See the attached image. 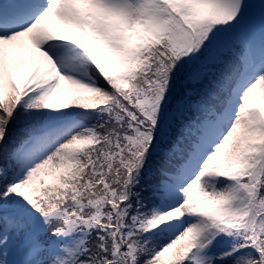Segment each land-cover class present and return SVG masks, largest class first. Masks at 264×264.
<instances>
[{
    "label": "snow or ice",
    "instance_id": "snow-or-ice-1",
    "mask_svg": "<svg viewBox=\"0 0 264 264\" xmlns=\"http://www.w3.org/2000/svg\"><path fill=\"white\" fill-rule=\"evenodd\" d=\"M0 264H264V0H0Z\"/></svg>",
    "mask_w": 264,
    "mask_h": 264
},
{
    "label": "rangeland",
    "instance_id": "rangeland-1",
    "mask_svg": "<svg viewBox=\"0 0 264 264\" xmlns=\"http://www.w3.org/2000/svg\"><path fill=\"white\" fill-rule=\"evenodd\" d=\"M29 47H31V44H29Z\"/></svg>",
    "mask_w": 264,
    "mask_h": 264
}]
</instances>
